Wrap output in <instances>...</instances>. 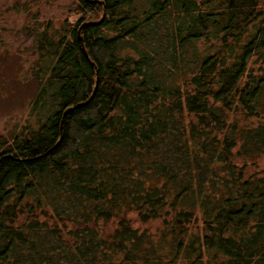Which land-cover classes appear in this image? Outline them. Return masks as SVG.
I'll use <instances>...</instances> for the list:
<instances>
[{"label":"trees","instance_id":"obj_1","mask_svg":"<svg viewBox=\"0 0 264 264\" xmlns=\"http://www.w3.org/2000/svg\"><path fill=\"white\" fill-rule=\"evenodd\" d=\"M30 14L0 264H264V0Z\"/></svg>","mask_w":264,"mask_h":264},{"label":"rangeland","instance_id":"obj_2","mask_svg":"<svg viewBox=\"0 0 264 264\" xmlns=\"http://www.w3.org/2000/svg\"><path fill=\"white\" fill-rule=\"evenodd\" d=\"M69 3L70 0H0V133L23 121L35 90L29 74L33 57L26 48L21 26L30 13H37L41 19L63 18ZM24 5L29 8L26 12L22 11Z\"/></svg>","mask_w":264,"mask_h":264},{"label":"water","instance_id":"obj_3","mask_svg":"<svg viewBox=\"0 0 264 264\" xmlns=\"http://www.w3.org/2000/svg\"><path fill=\"white\" fill-rule=\"evenodd\" d=\"M103 16H104V12H103V14H102V17H101V19L103 18ZM88 24V23H87ZM96 85H97V81H96ZM96 85H95V87H94V90H95V88H96ZM93 93H94V91H93ZM93 93H92V95H93ZM92 95H91V97H92ZM90 97V98H91ZM72 109V107L70 106L66 111H65V114L68 112V111H70Z\"/></svg>","mask_w":264,"mask_h":264}]
</instances>
